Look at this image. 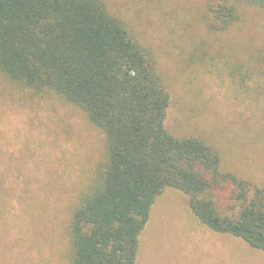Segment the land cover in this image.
I'll list each match as a JSON object with an SVG mask.
<instances>
[{
	"label": "rangeland",
	"instance_id": "1",
	"mask_svg": "<svg viewBox=\"0 0 264 264\" xmlns=\"http://www.w3.org/2000/svg\"><path fill=\"white\" fill-rule=\"evenodd\" d=\"M156 57L170 94L166 127L219 147L225 167L264 183V9L226 30L208 0H106ZM105 136L72 103L31 98L0 72V264H70L67 223L103 161ZM234 185L215 189L233 205ZM137 264H264V252L215 232L168 187L139 237Z\"/></svg>",
	"mask_w": 264,
	"mask_h": 264
},
{
	"label": "trees",
	"instance_id": "2",
	"mask_svg": "<svg viewBox=\"0 0 264 264\" xmlns=\"http://www.w3.org/2000/svg\"><path fill=\"white\" fill-rule=\"evenodd\" d=\"M226 30L264 0H208ZM0 72L31 98L56 95L105 136L104 159L71 208L70 264H136L139 237L165 188L187 194L209 229L264 252V183L225 167L219 147L166 127L170 94L152 51L106 0H0ZM232 183L233 205L215 189Z\"/></svg>",
	"mask_w": 264,
	"mask_h": 264
},
{
	"label": "crops",
	"instance_id": "3",
	"mask_svg": "<svg viewBox=\"0 0 264 264\" xmlns=\"http://www.w3.org/2000/svg\"><path fill=\"white\" fill-rule=\"evenodd\" d=\"M138 252H139V249H138ZM137 257H138V255H137ZM138 260V259H137ZM137 260H136V264H137Z\"/></svg>",
	"mask_w": 264,
	"mask_h": 264
}]
</instances>
